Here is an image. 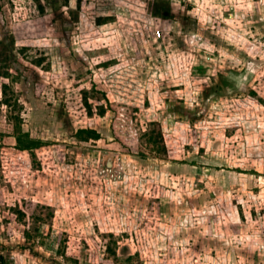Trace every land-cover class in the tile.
<instances>
[{
    "label": "rangeland",
    "instance_id": "1",
    "mask_svg": "<svg viewBox=\"0 0 264 264\" xmlns=\"http://www.w3.org/2000/svg\"><path fill=\"white\" fill-rule=\"evenodd\" d=\"M0 264H264V0H0Z\"/></svg>",
    "mask_w": 264,
    "mask_h": 264
}]
</instances>
